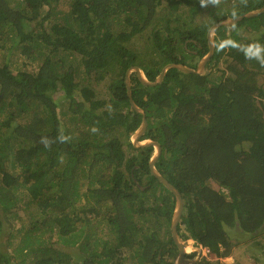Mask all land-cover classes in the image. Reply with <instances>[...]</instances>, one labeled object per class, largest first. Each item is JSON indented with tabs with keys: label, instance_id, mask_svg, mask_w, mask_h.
Returning <instances> with one entry per match:
<instances>
[{
	"label": "trees",
	"instance_id": "16d2710c",
	"mask_svg": "<svg viewBox=\"0 0 264 264\" xmlns=\"http://www.w3.org/2000/svg\"><path fill=\"white\" fill-rule=\"evenodd\" d=\"M263 5H242L237 17ZM215 6V0H0V241L15 207L12 191L22 189L28 204L50 216V232L60 220V232L74 235L79 222L102 214L91 207L80 217L84 187L97 205L111 200L105 221L117 243L96 236L87 243L90 235L80 229L88 254L83 264H173L179 251L171 232L161 241L145 222L154 214L171 223L176 197L150 173L155 147L136 149L130 142L143 115L130 103L125 77L132 67L149 82L170 63L197 69L210 50L208 30L227 19L211 16L213 23L190 26ZM183 7L190 13L184 22ZM158 12L165 18L153 32L160 62L151 65L129 45ZM247 31L262 34L247 41L241 33ZM215 48L208 75L172 69L157 87L143 85L136 72L131 80L148 122L142 140L160 144L155 167L184 199L180 237L226 258L237 246L229 231L256 239L264 231V14L217 29ZM118 65L124 72L108 99L78 82L82 72L104 81ZM64 103L79 127L63 126L58 109ZM38 225L35 233L43 230ZM32 240L20 248L33 255L30 261L0 243V264H69L42 239Z\"/></svg>",
	"mask_w": 264,
	"mask_h": 264
},
{
	"label": "rangeland",
	"instance_id": "374dc122",
	"mask_svg": "<svg viewBox=\"0 0 264 264\" xmlns=\"http://www.w3.org/2000/svg\"><path fill=\"white\" fill-rule=\"evenodd\" d=\"M262 2L263 0H217L214 13L211 14L206 11L205 13H201L202 15L200 14V18H193L194 25L192 27L201 26L200 24L203 23H213L215 19H213L214 21L211 22L209 19L211 16L226 19L236 18L237 13L242 9L240 6L247 5L249 8H257ZM163 13L159 14L158 12L154 23L144 32V34H138L136 37H134L129 45L130 49L139 53L141 57H147V61H149L151 65L153 61L160 62V60L157 59L158 55L156 54V49L153 45V32H156V29H159L163 26L165 21ZM180 13L182 17L186 16L187 19L189 18L190 13L187 7H183ZM249 32L250 31H247V33L241 32L242 37L247 41L259 38L262 34ZM165 34L166 33H162L161 35L163 36ZM77 61H79V59ZM79 62L77 64H79ZM219 64L220 68L224 67L223 62ZM112 72L113 73L109 76H105L106 79L104 81H102L103 79L97 80L96 76L88 77V75H85L82 72L79 76L80 79L78 82H80L82 86H86L92 90V92L95 93L97 99H108L110 85L112 86L115 79L119 77V74H123L124 71L122 67L118 65L112 67ZM87 78H89V80H87ZM263 81L264 77H261L260 83H263ZM58 112L64 127H72V129H74L80 126V123L77 120H73L74 117L69 112V103H64V105L58 109ZM16 174L19 175V172ZM81 185H83V180H81ZM214 187L218 188L216 185H214ZM12 192H15V196H12L10 193L9 196L13 197L15 207L13 208L12 212L8 213L4 218V233L3 239L0 241V243H9V250L14 251V256L18 260L25 258L24 255L26 254L28 255L26 257L28 261L33 259V255L30 254L29 251H27L28 253L26 251H20V248L28 241L29 236H31V239L33 238L32 243H35L36 239H42L41 241L43 245L52 248L54 251H56V254L60 253L59 258L64 260L67 259L69 264H83L85 263V259L88 257L86 251L82 249V244L86 243V239L81 236L80 229H84L86 234L90 235L87 243L92 236L109 240L114 244L117 243L116 235L111 233V229H109L105 221L108 217L105 211L111 208V200H107L103 204L97 205L95 203L96 201L87 197L85 194V188L81 187L80 193L83 196L81 197L80 202L77 204L78 209L81 211L80 217L84 219V217L87 215L89 216L87 208L91 207H97V209L101 207V211H99L102 214L99 216L95 214L89 216L90 222L88 224L86 223L85 219L82 222H79L74 235H63L60 231L65 226V221H56L54 231L50 232L49 225L47 224L50 216H44L45 214L42 215L41 210L35 204H28L30 199L26 194H21L22 189ZM159 194L160 193H158V195ZM140 222L144 223V221ZM36 223H39L43 227V230L38 231L37 233L32 231V228ZM145 225L147 226V232L156 233V236L161 241H166L169 238L171 232V223H168L165 217H156L154 214H152L150 215V219L145 222ZM31 233H34V235ZM229 233L232 244H237V246L233 248L231 256L226 258H217L215 255L206 250V248L200 250L198 244L194 240L182 239L184 244L189 247L191 246L194 251H196L195 254L193 253L194 255L192 254L187 257H194L190 258L193 262L205 259L211 261L213 264H264V231L260 233V236L257 237V239L254 234H249L248 232L246 234L236 233L232 229L229 231ZM115 259L114 261L117 262L118 260Z\"/></svg>",
	"mask_w": 264,
	"mask_h": 264
},
{
	"label": "water",
	"instance_id": "95a60500",
	"mask_svg": "<svg viewBox=\"0 0 264 264\" xmlns=\"http://www.w3.org/2000/svg\"><path fill=\"white\" fill-rule=\"evenodd\" d=\"M264 14V6L261 9H258L256 11L249 12L245 15L236 17V18H231L227 19L226 21L220 22L215 24L214 26L211 27V29L208 32V39H209V53L207 56L204 58V60L199 64L197 69H191L185 65H179V64H169L167 65L160 75L157 77L156 81L154 82H149L146 77L143 74V71L140 68L134 67L131 68L126 75V86H127V91H128V97L130 98V103L132 107L141 115H143V120L142 124L139 128V130L132 136V144L134 148L139 149V148H145L149 146H154L156 149V152L153 156V158L150 160L149 167H150V173L153 177H155L167 190H169L171 193H173L176 197V206L175 210L173 213L172 217V222H171V234L174 240L175 245L177 246L179 250V255L175 259L173 264H183V263H188L192 264L193 261L189 260L187 256L191 255L195 251H193L192 248H190L189 251H187L188 246L184 244L182 241V238L180 237L178 233V226L181 222L182 215L184 212V199L179 192V190L173 186L157 169H156V163L160 158V155L162 153V149L160 144H158L155 141L149 140L147 142H142L141 138L144 136L147 127H148V122L147 118L145 115V112L143 109L137 106V104L133 100L132 96V88H131V73L135 71L138 75V79L143 85L150 86V87H157L160 85L163 80L166 77L167 71L170 69H178L179 71H182L187 74H198V75H208L210 71L205 70V65L208 63V61L211 59V57L215 53V45H214V34L217 31L218 28L220 27H231L233 25L238 24L239 22H242L244 19H251L255 18L258 16H261ZM200 252V251H199Z\"/></svg>",
	"mask_w": 264,
	"mask_h": 264
},
{
	"label": "clouds",
	"instance_id": "9594fccd",
	"mask_svg": "<svg viewBox=\"0 0 264 264\" xmlns=\"http://www.w3.org/2000/svg\"><path fill=\"white\" fill-rule=\"evenodd\" d=\"M215 1H216V4H217V0H215ZM260 9H261V8H260ZM257 10H258V9H257ZM254 11H256V10H254ZM250 12H252V11H250ZM248 13H249V12H248ZM246 14H247V13H246ZM244 15H245V14H244ZM183 17H184L183 19H185V20L181 19L182 22H184V21H186V20L189 19V18L187 19L186 16H183ZM238 17H239V16H238ZM217 19H220V18L217 17ZM219 23H220V22H219ZM239 23H240V22H239ZM203 24H204V23H203ZM203 24H200V25H203ZM215 24H216V23H215ZM215 24H214V25H215ZM193 25H194V23L192 22V24H191L190 27H192ZM214 25H213V26H214ZM236 25H237V24H236ZM233 26H235V25H233ZM233 26H231V27H233ZM162 27H163V26H162ZM194 27H195V26H194ZM194 27H193V28H194ZM211 27H212V26H211ZM210 29H211V28H210ZM210 29H209V30H210ZM218 29H219V28H218ZM181 30H182V28H181ZM186 30H187V29H186ZM209 30H208V32H209ZM184 31H185V30H184ZM216 32H217V31H216ZM216 32H215L214 37H213V38H214V45H215ZM166 36H167V34L164 35V37H166ZM207 38H208V33H207ZM189 42H190V41L187 40V41L185 42V44H184L185 49H186V52H188V51L191 50V49H188V48H189V47H188ZM195 44L198 45V46H200V45L198 44L197 41H195ZM208 44H209V39H208ZM215 49H216V48H215ZM203 60H204V58L199 62V64H200ZM210 60H211V59H210ZM210 60H209V61H210ZM209 61H208V63H209ZM208 63H207V64H208ZM170 64H177V63H170ZM207 64L205 65V70H206V71H210L209 69H207ZM167 65H169V64H167ZM167 65H166V66H167ZM179 65H183V64H179ZM166 66H165V67H166ZM185 66L189 67L188 65H185ZM198 66H199V65H198ZM132 68H134V67H132ZM137 68H140V67H137ZM189 68L194 69V68H192V67H189ZM197 68H198V67H197ZM130 69H131V68H130ZM130 69H129V70H130ZM140 69H141V68H140ZM129 70H127V72H128ZM141 70H142V69H141ZM162 70H163V69H162ZM170 70H172V69H170ZM142 71H143V70H142ZM176 71H179V70H178V69H173V71L171 72V74L175 73ZM127 72H126V75H127ZM133 72H135V71H133ZM133 72H132V73H133ZM161 72H162V71H161ZM132 73H131V77H132ZM168 73H169V71H167V74H168ZM143 74H144V71H143ZM167 74H166V76H167ZM144 76H145V74H144ZM145 77H146V76H145ZM146 79H147V78H146ZM125 81H126V77H125ZM131 88H132V80H131ZM139 128H140V127H139ZM139 128H138L134 133H132L131 135L133 136V135L139 130ZM147 129H148V127H147ZM146 131H147V130H146ZM132 136H131V138H132ZM142 139H143V137L141 138V141H142V142L149 141V140H142ZM131 142H132V140H131ZM161 149H162V148H161ZM155 152H156V149H155ZM160 156H161V155H160ZM198 246H199L200 250H201V249H204L203 246H201V245H198ZM206 250H207V249H206ZM195 252H196V251H195ZM195 252H194V254H195ZM192 254H193V253H192ZM192 254H191V255H192ZM194 254H193V255H194ZM176 258H177V257H176ZM176 258H175V259H176ZM175 259L173 260V263H174ZM189 260H191V259L189 258ZM195 262H196V261H194L193 263H195ZM193 263H192V264H193Z\"/></svg>",
	"mask_w": 264,
	"mask_h": 264
},
{
	"label": "flooded vegetation",
	"instance_id": "af4514ba",
	"mask_svg": "<svg viewBox=\"0 0 264 264\" xmlns=\"http://www.w3.org/2000/svg\"><path fill=\"white\" fill-rule=\"evenodd\" d=\"M132 136V135H131ZM130 142H131V137H130ZM193 249V248H192ZM179 251V250H178ZM193 251H194V249H193ZM178 255H179V252H178ZM177 255V256H178ZM188 258V257H187ZM189 259V258H188ZM183 264H188V263H183Z\"/></svg>",
	"mask_w": 264,
	"mask_h": 264
},
{
	"label": "bare ground",
	"instance_id": "6f19581e",
	"mask_svg": "<svg viewBox=\"0 0 264 264\" xmlns=\"http://www.w3.org/2000/svg\"><path fill=\"white\" fill-rule=\"evenodd\" d=\"M169 71H170V70H169ZM145 142H147V141H145ZM145 142H144V143H145ZM190 248H192V247H191V246H190V247L188 246V249H187V251H189V250H190Z\"/></svg>",
	"mask_w": 264,
	"mask_h": 264
}]
</instances>
